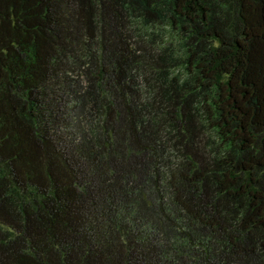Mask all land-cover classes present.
<instances>
[{
	"label": "trees",
	"instance_id": "1",
	"mask_svg": "<svg viewBox=\"0 0 264 264\" xmlns=\"http://www.w3.org/2000/svg\"><path fill=\"white\" fill-rule=\"evenodd\" d=\"M0 264H264V0H0Z\"/></svg>",
	"mask_w": 264,
	"mask_h": 264
},
{
	"label": "rangeland",
	"instance_id": "2",
	"mask_svg": "<svg viewBox=\"0 0 264 264\" xmlns=\"http://www.w3.org/2000/svg\"><path fill=\"white\" fill-rule=\"evenodd\" d=\"M134 30L131 33L133 38L134 45L136 47L137 52H142L144 48L149 49L156 44H161L162 39H167L168 42L174 41V36H171L169 33H163V36H154L153 32H158L155 29H145L137 24H134ZM172 41V42H173ZM141 46V48H140ZM136 75L135 86L142 90L143 93L147 92L150 88L149 77L145 76V71L138 70Z\"/></svg>",
	"mask_w": 264,
	"mask_h": 264
}]
</instances>
